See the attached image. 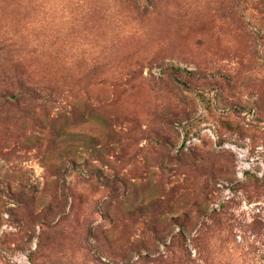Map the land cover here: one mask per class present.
<instances>
[{
    "label": "rangeland",
    "instance_id": "374dc122",
    "mask_svg": "<svg viewBox=\"0 0 264 264\" xmlns=\"http://www.w3.org/2000/svg\"><path fill=\"white\" fill-rule=\"evenodd\" d=\"M0 264H264V0H0Z\"/></svg>",
    "mask_w": 264,
    "mask_h": 264
}]
</instances>
